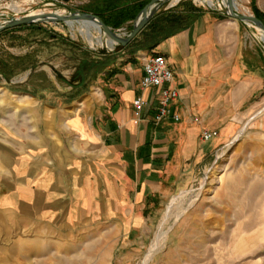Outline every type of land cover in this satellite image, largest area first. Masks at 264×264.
<instances>
[{"label": "crops", "instance_id": "crops-1", "mask_svg": "<svg viewBox=\"0 0 264 264\" xmlns=\"http://www.w3.org/2000/svg\"><path fill=\"white\" fill-rule=\"evenodd\" d=\"M261 41L244 23L199 14L150 51L119 50L103 84L52 114L53 132L34 148L49 152L7 163L13 168L3 172L0 208L60 236L73 232L90 264H132L164 203L213 164L264 103ZM154 54L173 73L163 86L178 91L170 103L177 121L156 123L158 89L140 85L142 59ZM136 97L146 101L140 117ZM251 124L264 133V115ZM203 128L218 134L202 140ZM190 256L197 261L195 250ZM188 261L170 252L155 264Z\"/></svg>", "mask_w": 264, "mask_h": 264}, {"label": "rangeland", "instance_id": "rangeland-1", "mask_svg": "<svg viewBox=\"0 0 264 264\" xmlns=\"http://www.w3.org/2000/svg\"><path fill=\"white\" fill-rule=\"evenodd\" d=\"M106 1L0 0V23L35 11L93 13ZM234 1L238 13L254 14L256 8L264 14V0ZM206 3L170 0L160 9L181 7L229 19L220 0ZM132 21L114 30L126 35ZM38 24L42 30L0 36V60L13 67L0 70V194L6 189L3 172L13 168L7 163L20 153L31 152L33 158L48 153L34 148L53 132L52 114L103 84L104 69L121 55L116 43L111 50L88 44L78 22ZM257 34L264 48V37ZM261 115L264 103L251 122ZM251 122L217 151L213 164L164 203L132 264H155L170 252L187 254L186 264H264V133ZM62 232L0 208V264H90L82 247L73 245L80 237ZM194 250L196 262L190 256Z\"/></svg>", "mask_w": 264, "mask_h": 264}, {"label": "trees", "instance_id": "trees-1", "mask_svg": "<svg viewBox=\"0 0 264 264\" xmlns=\"http://www.w3.org/2000/svg\"><path fill=\"white\" fill-rule=\"evenodd\" d=\"M148 1L149 0H107L100 7L93 9L92 12L98 15L106 25L110 26L112 29H116L122 27L127 21L133 20ZM167 10L169 12L168 16L163 17L162 12L160 17H153L127 45H117L115 50H122L124 53L127 52L130 56L139 50L150 51L160 40L172 34L174 30L188 25L199 15V13L190 11L192 9L184 10V12L181 11L182 13L178 14L175 13L177 10L176 8H169ZM253 11L254 15L264 22V14L256 8H254ZM22 29L38 31L42 30V26L38 23H32L9 28L0 32V36ZM51 36H54V33H52ZM2 68H6L7 70L13 69V67H8L6 63L4 64L2 60H0V70H3Z\"/></svg>", "mask_w": 264, "mask_h": 264}, {"label": "water", "instance_id": "water-1", "mask_svg": "<svg viewBox=\"0 0 264 264\" xmlns=\"http://www.w3.org/2000/svg\"><path fill=\"white\" fill-rule=\"evenodd\" d=\"M170 0H149L142 9L138 12L136 17L132 21V27L128 34L122 35L110 26L106 25L104 21L96 14L82 12L80 10L70 11L64 14H58L56 12H41L36 15L26 14L22 17H15L9 20H5L0 23V32L7 28H13L20 25H28L31 23H69L70 21H89L95 23L100 30L111 41L120 46L127 45L140 30L152 19L154 14ZM224 14L230 19L243 22L244 24H250L261 31L264 37V22L250 13H238L234 0H224Z\"/></svg>", "mask_w": 264, "mask_h": 264}, {"label": "built area", "instance_id": "built-area-1", "mask_svg": "<svg viewBox=\"0 0 264 264\" xmlns=\"http://www.w3.org/2000/svg\"><path fill=\"white\" fill-rule=\"evenodd\" d=\"M144 74L141 78V87H156L158 89V106L155 109L154 121L156 123L170 117L173 120H179L180 116L177 112H172L170 103L178 97V91L172 87H164L165 83H169L173 79V73L168 68L166 60L162 55L154 54L142 59ZM146 101L142 97H136L132 101L134 114L140 117L143 106ZM216 130L203 128L200 136L202 140H208L217 136Z\"/></svg>", "mask_w": 264, "mask_h": 264}, {"label": "bare ground", "instance_id": "bare-ground-1", "mask_svg": "<svg viewBox=\"0 0 264 264\" xmlns=\"http://www.w3.org/2000/svg\"><path fill=\"white\" fill-rule=\"evenodd\" d=\"M206 1L208 4H211V0H206ZM220 3L224 7V5H225L224 0H220ZM15 9H16V7H15ZM41 12H44V11H35V12L29 13V14L36 15V14L41 13ZM56 13L64 14L65 12H59L58 11ZM78 23H80V27L78 30H79L80 34L88 41V44H90L91 46H103V47L105 46V48L110 49V50L113 49L114 42L111 41L106 35H104L102 30H100L99 27L95 23H92L89 21H79ZM255 29H256V32L258 31L259 33H261L260 30H258L257 28H255ZM94 32L98 35L95 36ZM102 35H104L106 37V39H103Z\"/></svg>", "mask_w": 264, "mask_h": 264}]
</instances>
